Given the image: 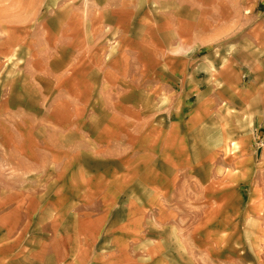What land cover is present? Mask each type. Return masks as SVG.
<instances>
[{
	"label": "crops",
	"instance_id": "0c3cea01",
	"mask_svg": "<svg viewBox=\"0 0 264 264\" xmlns=\"http://www.w3.org/2000/svg\"><path fill=\"white\" fill-rule=\"evenodd\" d=\"M0 32V264H264V0H53ZM2 33V34H1Z\"/></svg>",
	"mask_w": 264,
	"mask_h": 264
},
{
	"label": "rangeland",
	"instance_id": "374dc122",
	"mask_svg": "<svg viewBox=\"0 0 264 264\" xmlns=\"http://www.w3.org/2000/svg\"><path fill=\"white\" fill-rule=\"evenodd\" d=\"M53 0H0V32L9 25L22 26L25 23H35L43 15H48ZM1 33V34H2ZM19 71L0 65V104L3 102L17 104L23 97L35 99L34 92L20 91Z\"/></svg>",
	"mask_w": 264,
	"mask_h": 264
}]
</instances>
